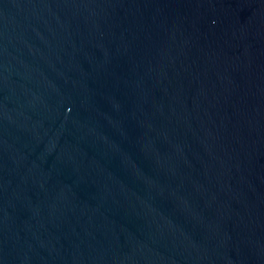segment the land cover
<instances>
[{
  "label": "water",
  "instance_id": "1",
  "mask_svg": "<svg viewBox=\"0 0 264 264\" xmlns=\"http://www.w3.org/2000/svg\"><path fill=\"white\" fill-rule=\"evenodd\" d=\"M0 264H264V0H0Z\"/></svg>",
  "mask_w": 264,
  "mask_h": 264
}]
</instances>
